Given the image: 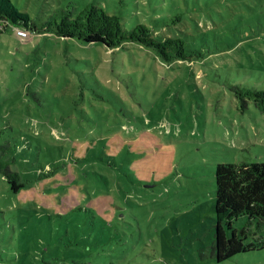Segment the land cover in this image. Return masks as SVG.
<instances>
[{
    "label": "rangeland",
    "instance_id": "rangeland-1",
    "mask_svg": "<svg viewBox=\"0 0 264 264\" xmlns=\"http://www.w3.org/2000/svg\"><path fill=\"white\" fill-rule=\"evenodd\" d=\"M169 1L13 0L36 20L52 7L92 2L119 16L127 29L143 23L159 37L192 35L186 37L192 48L201 46L196 35L210 45V29L216 34L220 17L186 12L173 31ZM11 34L0 33V142L24 143L16 163L24 173L37 177L46 165L53 173L34 181L25 201L0 173V264H36L55 245L63 264L92 258L98 264H264V247L214 262L209 233L216 165L264 163V115L251 103L241 110L215 75L241 74L237 60L246 52L254 62V47L237 45L201 62L165 64L133 43L109 51L20 30ZM122 127L129 130L124 140L130 148L123 158L136 175L130 173L122 199L110 195L122 221L115 226L113 220L111 233L101 237L88 229L92 222L98 227L96 217L63 209L59 199L74 186L84 194L83 208L107 192L100 178L110 173L100 169V147L110 152L116 140L106 138ZM67 175L73 176L70 186L64 185ZM86 234L93 235L91 241L98 237L94 249L89 238L76 250L75 241Z\"/></svg>",
    "mask_w": 264,
    "mask_h": 264
},
{
    "label": "trees",
    "instance_id": "trees-1",
    "mask_svg": "<svg viewBox=\"0 0 264 264\" xmlns=\"http://www.w3.org/2000/svg\"><path fill=\"white\" fill-rule=\"evenodd\" d=\"M157 1L163 4L166 0ZM71 4L72 2L69 7H52L44 18L36 20L32 19L27 9H20V5L13 0H0V33L10 30L11 35L15 37L16 31L20 30L31 36L48 35L61 40H76L84 46L101 45L109 51L123 44L133 43L152 52L156 59L165 64H192L194 61L201 62L225 48H235L237 45L251 46L257 51L255 61L252 62V56L243 52V59L237 60L236 63L242 71L241 74L235 75L229 70H215V75L217 74L222 84L233 93L241 110L247 109L251 103L264 115V0H170L168 5L173 9V13L168 11V20L170 25H174L173 31L177 30V23L184 21L186 12L208 11L211 16L216 14L222 20L214 32L216 34H212L210 29V45L209 40L196 35L193 39L198 40L197 43L201 46L193 48L189 47L190 41L186 38L192 35L159 37L153 28L143 23L127 29L119 16L108 14L103 6L86 2L75 9ZM202 35L206 36L207 32ZM255 41H258L257 47L252 43ZM203 43L206 44L207 50L202 47ZM120 130L121 132L114 130L115 134L106 138L110 139L109 143L112 139L116 140V143L110 145V152L106 151V145L100 147V169L110 173V177L101 175L100 178L108 184L107 192L101 194L99 200L87 201L89 204L83 208L80 201L85 200L84 194L76 191L74 186L70 189L72 193L59 199L63 209L88 214L92 219L96 217L98 227L93 229L95 222H92L88 229L93 233L99 231L101 237H105L107 232L111 233L109 228H112L113 220L116 221L115 226H119L118 222L122 221L114 210L120 208L114 204L110 195L122 199L130 173L136 175L131 165V169L127 168L126 159L123 158L125 151L130 150L124 140L129 130L123 127ZM17 141L0 142V173L9 184L11 192L25 201L24 195L34 181L45 179L42 176L51 175L53 169L46 165L44 170L37 171V177H32L30 173H24L17 168V153L24 150V143L17 144ZM101 142L105 143L104 140ZM213 177L215 189L211 194V204L215 220L209 229L213 261L223 263L237 255L262 249L264 241L259 239L264 236V163H220L214 168ZM62 179L67 180L64 185L70 186L68 184L73 176L67 175L66 180ZM92 237L93 235L89 237V249H94L98 240V237L94 236L95 239L91 241ZM89 238L86 234L85 238L77 239L74 243V246L77 245L76 250L79 251L80 245L83 246L82 240ZM248 238H252L250 243H246ZM58 249L59 245H55L48 257L37 258L36 264H63L62 259H57ZM75 253L78 254L76 251ZM92 255L90 253L88 256ZM71 261L82 264L78 259ZM98 263L94 258L85 262Z\"/></svg>",
    "mask_w": 264,
    "mask_h": 264
},
{
    "label": "built area",
    "instance_id": "built-area-1",
    "mask_svg": "<svg viewBox=\"0 0 264 264\" xmlns=\"http://www.w3.org/2000/svg\"><path fill=\"white\" fill-rule=\"evenodd\" d=\"M22 35V34H21Z\"/></svg>",
    "mask_w": 264,
    "mask_h": 264
}]
</instances>
